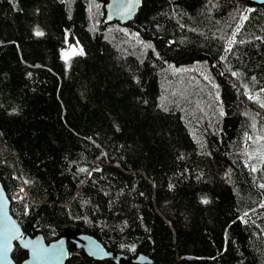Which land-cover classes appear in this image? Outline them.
<instances>
[{
	"label": "trees",
	"instance_id": "trees-1",
	"mask_svg": "<svg viewBox=\"0 0 264 264\" xmlns=\"http://www.w3.org/2000/svg\"><path fill=\"white\" fill-rule=\"evenodd\" d=\"M108 2L0 0L12 215L129 259L264 264V3L141 0L109 24ZM67 32L82 46L68 61ZM69 249L66 264H122Z\"/></svg>",
	"mask_w": 264,
	"mask_h": 264
},
{
	"label": "water",
	"instance_id": "water-1",
	"mask_svg": "<svg viewBox=\"0 0 264 264\" xmlns=\"http://www.w3.org/2000/svg\"><path fill=\"white\" fill-rule=\"evenodd\" d=\"M252 1L264 3V0ZM140 6L141 0H109L106 22H132ZM16 243L28 253V257L20 264H66L70 255L69 243L96 260L107 259L122 264H158L143 253L129 259L124 254L109 251L98 239L86 233H69L50 242L42 234L24 235L11 213V200L0 181V264H18L12 256Z\"/></svg>",
	"mask_w": 264,
	"mask_h": 264
},
{
	"label": "rangeland",
	"instance_id": "rangeland-1",
	"mask_svg": "<svg viewBox=\"0 0 264 264\" xmlns=\"http://www.w3.org/2000/svg\"><path fill=\"white\" fill-rule=\"evenodd\" d=\"M82 52V46L80 45L79 41L70 33L67 32V36H66V44L65 47L63 49V58L68 61L70 60V58H72L74 55L81 53ZM26 188H22L19 191H17L14 195L13 198L14 199H20L21 197H23L24 195H26L27 193V189Z\"/></svg>",
	"mask_w": 264,
	"mask_h": 264
},
{
	"label": "snow or ice",
	"instance_id": "snow-or-ice-1",
	"mask_svg": "<svg viewBox=\"0 0 264 264\" xmlns=\"http://www.w3.org/2000/svg\"><path fill=\"white\" fill-rule=\"evenodd\" d=\"M205 203H207V201H204Z\"/></svg>",
	"mask_w": 264,
	"mask_h": 264
},
{
	"label": "bare ground",
	"instance_id": "bare-ground-1",
	"mask_svg": "<svg viewBox=\"0 0 264 264\" xmlns=\"http://www.w3.org/2000/svg\"><path fill=\"white\" fill-rule=\"evenodd\" d=\"M26 190V189H25Z\"/></svg>",
	"mask_w": 264,
	"mask_h": 264
}]
</instances>
